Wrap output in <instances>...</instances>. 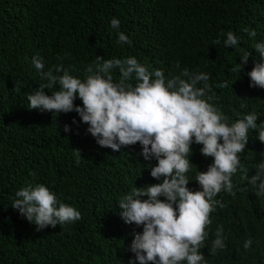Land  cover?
Instances as JSON below:
<instances>
[{
    "label": "trees",
    "instance_id": "obj_1",
    "mask_svg": "<svg viewBox=\"0 0 264 264\" xmlns=\"http://www.w3.org/2000/svg\"><path fill=\"white\" fill-rule=\"evenodd\" d=\"M113 17L131 46L117 44V31L110 27ZM245 27L255 29L257 36L249 38ZM229 30L243 37L235 49L223 45L226 35L220 34ZM217 38L221 43L213 45ZM260 40L264 0H0V264H127L133 255L127 245L134 230L142 229L123 221L118 200L134 186L157 183L146 169L139 142L120 151L102 148L75 112L53 117L27 107V94L42 83L32 56L43 57L46 69L62 63L81 75L96 55L135 56L166 75L183 68L206 72L210 83L232 84L215 89L216 103L231 120L256 111L259 123L264 120V88L250 87L247 73L259 59L253 44ZM241 49L253 56L238 73L231 69L240 63ZM65 124L71 132L63 131ZM192 147L190 159L199 168L193 165L189 173L194 179L212 158L201 155L200 145ZM262 151L264 144L250 137L242 155L249 176L255 174ZM31 182L49 186L82 218L37 231L11 206L15 192ZM233 183L235 195L217 196L223 207L210 214L209 237L201 250L209 264H264V197L255 195L240 172ZM189 187L199 185L191 181ZM218 224L228 240L213 256L208 248ZM247 239L253 243L245 251Z\"/></svg>",
    "mask_w": 264,
    "mask_h": 264
},
{
    "label": "clouds",
    "instance_id": "obj_2",
    "mask_svg": "<svg viewBox=\"0 0 264 264\" xmlns=\"http://www.w3.org/2000/svg\"><path fill=\"white\" fill-rule=\"evenodd\" d=\"M120 23L115 17L110 20V27L117 31L116 42L131 46L129 36L120 31ZM242 31L249 38L257 36L255 29L245 27ZM220 35H226L225 48L235 49L243 40L232 30ZM220 43L219 38L213 41V45ZM253 49L259 59L247 73L249 86L264 88V40L254 42ZM238 56L240 63L231 71L240 73L253 53L241 49ZM31 64L42 83L27 94L29 109L49 112L53 117L75 112L102 148L120 151L137 142L141 145L140 155L157 183L134 186L118 200L123 221L142 229L134 230L127 245L133 254L127 264H209L201 249L209 237L210 214L223 207L218 194L235 195L233 177L240 172L255 195L264 197V151L259 154L254 175L249 176L242 163L250 137L264 144V120L257 122L261 114L256 111L234 121L224 113L216 103L215 89L231 86L227 81L210 83L208 73L188 68L166 75L164 69H150L135 56L105 59L96 55L82 75L62 63L46 69L38 54L32 56ZM77 99L80 104L74 103ZM72 123H78L75 117ZM71 130V125H64L65 133ZM193 144L201 146L203 157L212 158L194 179L189 175L196 165L190 159ZM76 155L79 163L81 154L78 151ZM191 181L199 187L190 188ZM11 206L37 231L82 218L75 206L60 201L49 186L38 182L20 187ZM214 237L208 248L213 256L227 246L222 224L217 225ZM252 243L245 240L244 250Z\"/></svg>",
    "mask_w": 264,
    "mask_h": 264
}]
</instances>
